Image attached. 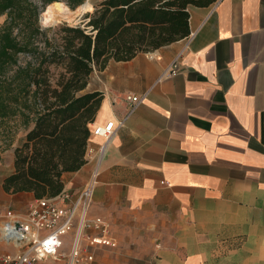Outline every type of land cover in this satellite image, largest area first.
<instances>
[{
    "label": "crops",
    "instance_id": "obj_1",
    "mask_svg": "<svg viewBox=\"0 0 264 264\" xmlns=\"http://www.w3.org/2000/svg\"><path fill=\"white\" fill-rule=\"evenodd\" d=\"M189 11V36L91 75L104 95L94 124L123 123L89 215L148 264H264V0ZM129 93L142 97L134 110ZM104 142L91 133L87 163L64 174L66 189L85 184ZM18 194L1 183V219L27 213L28 195L5 197ZM106 248L93 247L94 259Z\"/></svg>",
    "mask_w": 264,
    "mask_h": 264
},
{
    "label": "trees",
    "instance_id": "obj_2",
    "mask_svg": "<svg viewBox=\"0 0 264 264\" xmlns=\"http://www.w3.org/2000/svg\"><path fill=\"white\" fill-rule=\"evenodd\" d=\"M56 1L76 9L86 0H0V126L9 131L19 117L26 128L1 182L9 194L60 193L64 174L87 163L104 98L89 87L93 72L189 36L190 6L216 0H101L79 24L43 28L40 15Z\"/></svg>",
    "mask_w": 264,
    "mask_h": 264
},
{
    "label": "built area",
    "instance_id": "obj_3",
    "mask_svg": "<svg viewBox=\"0 0 264 264\" xmlns=\"http://www.w3.org/2000/svg\"><path fill=\"white\" fill-rule=\"evenodd\" d=\"M125 99L131 110L142 102V97L132 93ZM122 123L111 120L92 125L91 133L101 135L105 142L98 149L90 177L80 189L75 192L64 188L55 196L35 198L24 216L8 211L2 217L0 241L16 250L0 251V264H88L94 260L93 247L118 246L110 223L102 216L91 217L89 212L107 145ZM63 234L72 237L68 251L63 248Z\"/></svg>",
    "mask_w": 264,
    "mask_h": 264
},
{
    "label": "rangeland",
    "instance_id": "obj_4",
    "mask_svg": "<svg viewBox=\"0 0 264 264\" xmlns=\"http://www.w3.org/2000/svg\"><path fill=\"white\" fill-rule=\"evenodd\" d=\"M101 0H86L82 5H80L76 9L69 8L64 2V5L68 8H62L59 10L55 8L45 14V10L41 13L39 18V23L43 28H48L50 26L59 25L61 23H67L70 25H76L83 21V16L86 12L93 10V5L98 3ZM62 2V1H61ZM87 3V4H86ZM86 5V6H85ZM90 5V6H89ZM83 7V8H81ZM48 20H44L43 17H47ZM6 19V15L0 16V25ZM59 69L51 66V73L53 76H57ZM11 130L7 131L5 128L0 126V192H1V181L2 177L5 173L9 172L10 169L13 170L14 167V156H15V148L20 145L25 138L26 128L21 124V120L19 117L10 120ZM2 194V193H1ZM28 195L26 200V208L28 209L29 203L35 199L32 193H22L18 195H14V197L5 196L6 198H19L21 196ZM4 196V195H3ZM4 200H2L3 202ZM7 208L14 209V205L8 203ZM1 217V216H0ZM1 220V218H0ZM1 223V222H0ZM65 250H69L72 244V237L69 234H63L61 236ZM3 242L0 241V248L5 246ZM103 249V248H102ZM102 249L97 250L95 259L90 264H148L149 262L145 259L135 258L131 255L130 252H126L125 250L119 249V244L117 247H107V251H103ZM16 250V248L12 247V251Z\"/></svg>",
    "mask_w": 264,
    "mask_h": 264
},
{
    "label": "bare ground",
    "instance_id": "obj_5",
    "mask_svg": "<svg viewBox=\"0 0 264 264\" xmlns=\"http://www.w3.org/2000/svg\"><path fill=\"white\" fill-rule=\"evenodd\" d=\"M87 4V3H86ZM86 6V5H85ZM90 6V5H89ZM48 8H47V10L45 11V14L47 15L48 14V12H50L51 10H53V9H55V8H58L59 10H62V8L64 7V8H67L65 5H64V3L63 2H61V1H56V2H53V3H51V4H49L48 6H47ZM81 8H83V7H81ZM68 9V8H67ZM43 19L46 21V20H48V16L47 17H43Z\"/></svg>",
    "mask_w": 264,
    "mask_h": 264
},
{
    "label": "water",
    "instance_id": "obj_6",
    "mask_svg": "<svg viewBox=\"0 0 264 264\" xmlns=\"http://www.w3.org/2000/svg\"><path fill=\"white\" fill-rule=\"evenodd\" d=\"M93 7H94V5H93Z\"/></svg>",
    "mask_w": 264,
    "mask_h": 264
}]
</instances>
